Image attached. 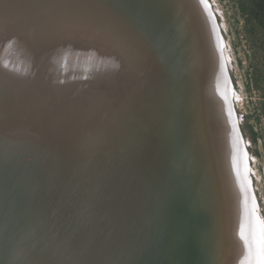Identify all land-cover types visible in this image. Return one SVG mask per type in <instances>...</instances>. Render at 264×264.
Instances as JSON below:
<instances>
[{
    "label": "water",
    "instance_id": "95a60500",
    "mask_svg": "<svg viewBox=\"0 0 264 264\" xmlns=\"http://www.w3.org/2000/svg\"><path fill=\"white\" fill-rule=\"evenodd\" d=\"M190 5L0 0V264H240L236 158Z\"/></svg>",
    "mask_w": 264,
    "mask_h": 264
},
{
    "label": "rangeland",
    "instance_id": "374dc122",
    "mask_svg": "<svg viewBox=\"0 0 264 264\" xmlns=\"http://www.w3.org/2000/svg\"><path fill=\"white\" fill-rule=\"evenodd\" d=\"M210 1L231 56L229 80L239 98L234 100L236 116L251 156V187L264 219V36L249 10L250 0Z\"/></svg>",
    "mask_w": 264,
    "mask_h": 264
},
{
    "label": "bare ground",
    "instance_id": "6f19581e",
    "mask_svg": "<svg viewBox=\"0 0 264 264\" xmlns=\"http://www.w3.org/2000/svg\"><path fill=\"white\" fill-rule=\"evenodd\" d=\"M206 6L208 8L210 7L211 15H213L214 21L217 23V27L219 29V43H216V50H215V42H214V34L212 33V30H210V24L206 20V13L201 9V5L196 3H191V0H188V3L191 5L189 6V11L193 15L195 24L199 30L202 33L203 40L206 41V46L208 48V56L210 58L211 67L208 70L209 74H207V77L210 80L211 86L214 85V90L216 91L217 97L219 98V109H221L223 112L222 117L224 116L225 121V127L223 130L224 135H228L229 137V143H230V151L231 154L234 152V157L236 158V167L234 169V178L236 181L234 182V193H230V188L227 177L225 176L224 186L225 190L229 191V196L233 197L236 201V219H237V233L235 236H233V242L231 246V250L233 251V260H237L240 264H242L241 259H245V264H264V219L261 216V213L259 211L257 198L255 196V192H253V185L251 187V156L247 150V144L246 141L243 138V134L240 129V125L236 116V110H235V102L234 100H238V94L237 92L232 88L231 82L229 80V71L228 68L230 65H232L231 62V56L228 53V47L226 45V41L224 40V36L221 30V27L219 26V22L216 19V14L213 11V6L210 0L205 1ZM216 11V10H215ZM217 13V12H216ZM219 13V10H218ZM222 25V24H221ZM221 30V31H220ZM225 46V49L223 50V47ZM82 51L81 49H79ZM222 67V70H221ZM228 83V84H227ZM231 103L233 105V111L232 113L233 118L232 120L229 119V116L227 114L228 111V105L231 106ZM236 121H235V117ZM223 118H221L222 120ZM239 125V129L241 132L242 141L245 147L244 151V160L238 159L237 154L238 152V140L233 137L232 128L235 126V124ZM240 144V141H239ZM241 145V144H240ZM238 159V160H237ZM245 163V166H244ZM244 167L246 169V172L244 173ZM243 171V172H241ZM244 177L249 182V187L246 183H244ZM250 189L251 196L253 198V204L250 200V196L248 194V191ZM249 196L247 198L246 196ZM227 200L229 201L228 197ZM247 202V203H246ZM251 202V204H250ZM247 205H250L252 207L253 213L250 210ZM251 212V213H250ZM252 215V217L249 215ZM249 215V217H248ZM251 217V220L250 219ZM249 259V261H248ZM232 260V263H233ZM237 264V263H236Z\"/></svg>",
    "mask_w": 264,
    "mask_h": 264
},
{
    "label": "trees",
    "instance_id": "16d2710c",
    "mask_svg": "<svg viewBox=\"0 0 264 264\" xmlns=\"http://www.w3.org/2000/svg\"><path fill=\"white\" fill-rule=\"evenodd\" d=\"M249 10L251 9L260 23L259 31L264 36V0H250Z\"/></svg>",
    "mask_w": 264,
    "mask_h": 264
}]
</instances>
